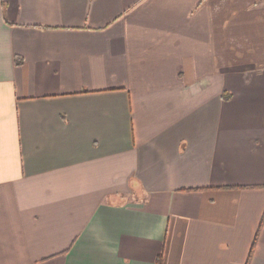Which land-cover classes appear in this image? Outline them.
Instances as JSON below:
<instances>
[{"label": "crops", "instance_id": "0c3cea01", "mask_svg": "<svg viewBox=\"0 0 264 264\" xmlns=\"http://www.w3.org/2000/svg\"><path fill=\"white\" fill-rule=\"evenodd\" d=\"M263 214L264 0H0V264H245Z\"/></svg>", "mask_w": 264, "mask_h": 264}, {"label": "trees", "instance_id": "16d2710c", "mask_svg": "<svg viewBox=\"0 0 264 264\" xmlns=\"http://www.w3.org/2000/svg\"><path fill=\"white\" fill-rule=\"evenodd\" d=\"M22 61H23V59H22L21 56H18V55L15 56V64H20V63H22ZM223 96H224V94H223ZM263 223H264V214H263V216H262V218L260 220L259 226L257 227L256 233H255V236H254V239H253V242H252L249 254H248V258H247L245 264H248V262H249V259H250L251 255H252V251H253L254 245H255L257 237H258L259 230H260L261 226L263 225ZM161 258H162V254H160L158 256V258H157L158 264H161Z\"/></svg>", "mask_w": 264, "mask_h": 264}]
</instances>
